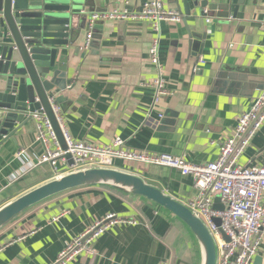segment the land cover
<instances>
[{"label":"crops","instance_id":"crops-1","mask_svg":"<svg viewBox=\"0 0 264 264\" xmlns=\"http://www.w3.org/2000/svg\"><path fill=\"white\" fill-rule=\"evenodd\" d=\"M148 1L152 0H94L93 13H131ZM160 1L165 9L182 15L179 23H159L154 30L147 21H105L99 30L88 27V49L81 48L87 34L81 31L60 51L70 80V89L57 95L65 98L59 104L62 124L77 142L109 145L119 137L129 150L179 156L194 165L213 163L238 116L264 93V0H244L235 18H215L214 23L205 22L204 30L199 3L207 1L209 10L223 1L230 6V0ZM93 35H100V40ZM153 40L171 93L151 113L153 120L158 113L163 117L156 127L144 124L152 93L138 86L156 77L148 56ZM56 63L61 64L59 58ZM223 67L253 80L227 92L217 79ZM14 140L0 148V207L68 168L67 161H58L55 170L49 164L37 165L44 147L36 126L23 128ZM238 164H264V122ZM113 169L136 175L181 203L197 194L192 178L172 169L120 161ZM109 214L136 224L108 228L90 243L89 253H79L68 264H202L199 244L178 219L143 198L108 186L53 197L2 228L0 264H54L68 244ZM250 264H264V243Z\"/></svg>","mask_w":264,"mask_h":264},{"label":"water","instance_id":"water-1","mask_svg":"<svg viewBox=\"0 0 264 264\" xmlns=\"http://www.w3.org/2000/svg\"><path fill=\"white\" fill-rule=\"evenodd\" d=\"M243 1L230 0V6L223 1L209 10L205 9L207 1L200 2L201 29H205V22L214 23L215 18L226 19L228 14L235 18L237 8ZM93 7L94 0H0V148L9 140L15 143L14 136L23 128L36 126L32 115L37 113L47 118L61 151H66L51 108L52 99L55 98L54 104L61 111L59 104L65 98L57 95L70 89V80L66 79L65 74V57L59 53L73 44L81 31L88 32L87 20L93 13ZM187 7L185 5V10ZM221 10L226 11V15L223 16ZM101 25L96 23L95 29H101ZM93 39L100 40V35H93ZM57 58L61 64L56 63ZM217 79L228 88L227 92L244 88L243 84L253 80L230 67H223ZM263 111L264 106L258 115ZM63 158L68 166L73 164L68 154ZM91 186H108L122 193H130L168 212L188 229L199 244L202 264H216L215 243L194 213L140 177L112 168L65 173L20 195L0 207V230L53 197ZM212 208L216 211L223 209L219 198L214 199ZM213 223L216 227L220 226L219 219H214ZM223 238L228 241L226 236Z\"/></svg>","mask_w":264,"mask_h":264},{"label":"built area","instance_id":"built-area-1","mask_svg":"<svg viewBox=\"0 0 264 264\" xmlns=\"http://www.w3.org/2000/svg\"><path fill=\"white\" fill-rule=\"evenodd\" d=\"M181 19L182 15L179 12L165 9L160 0H152L144 3L135 12L128 13L123 10L95 12L87 21L89 29H92L96 23L105 21H147L151 22L156 30L159 23L175 24ZM261 25L264 27V22ZM91 40L92 33L88 31L81 48L88 49ZM148 56L150 63L156 68V77L138 86L152 93V103L145 115L144 124L156 127L163 117L158 113L157 120H153L151 113L171 93L164 80L157 41L151 42ZM263 106L264 93L254 99L248 111L238 116L232 134L219 148L216 161L206 165H194L179 156L129 150L125 141L119 137H115L109 145L74 141L63 127L60 108L51 102L52 112L60 127L66 151H61L47 118L43 114L35 113L32 119L37 122V139L44 147L37 165L49 164L55 170L58 161L65 162L63 156L68 154L73 164L68 166L66 173L91 168L113 169L114 163L120 161L145 167L168 168L182 176H189L193 180L197 194L194 199L182 203L209 231L216 246V264H250L264 243V206L262 205L264 164L241 166L238 164V159L264 122V111L258 115ZM216 197L223 207L221 211L212 208ZM214 219H219V227L214 225ZM122 224L135 225L136 222L117 218L113 214L106 215L96 221L86 233L68 244L59 253L54 264H68L79 253H89L90 243L98 235L114 225ZM223 236H226L228 241H225ZM158 264L168 263L162 261Z\"/></svg>","mask_w":264,"mask_h":264},{"label":"bare ground","instance_id":"bare-ground-1","mask_svg":"<svg viewBox=\"0 0 264 264\" xmlns=\"http://www.w3.org/2000/svg\"><path fill=\"white\" fill-rule=\"evenodd\" d=\"M59 145V144H58ZM60 147V146H59Z\"/></svg>","mask_w":264,"mask_h":264}]
</instances>
